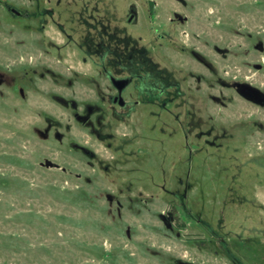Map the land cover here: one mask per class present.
<instances>
[{
  "label": "rangeland",
  "instance_id": "rangeland-1",
  "mask_svg": "<svg viewBox=\"0 0 264 264\" xmlns=\"http://www.w3.org/2000/svg\"><path fill=\"white\" fill-rule=\"evenodd\" d=\"M19 1L11 4L19 6ZM111 1L116 0H105L104 5L109 8ZM124 1L117 4L121 12L125 10ZM191 1L197 7L190 12L189 26L205 27L204 15L211 17L213 42L230 53L227 58L218 57V77L222 80L227 73L238 75L264 91V68L253 67L264 64V52L255 50L256 44H264V0ZM4 5L0 0V70H10L28 82L24 74L34 68L37 35L10 21ZM162 15L166 17L168 12ZM157 50L156 57L162 61L163 49ZM175 55L180 58L178 53ZM32 80L36 90L29 88L27 104L17 91L4 90V97H0V264H176L179 260L230 264L224 254L215 251L206 234H199L202 230L194 220L183 218L180 212V216L176 214L179 196L164 193L159 186L166 185L170 192H183L179 178L187 174L192 187L187 207L211 224L213 172L232 171L225 159L242 161V149L250 154L261 153V107L239 99L218 84V94L223 91L230 97L228 106L217 110L219 126L239 114L250 122L246 131L235 132L237 138H245L246 146L230 149L225 159L221 158L225 150H220L216 159L206 146L198 154L196 147L185 152L178 146L177 135L161 144L157 141L162 136L156 132L150 158L145 159L146 150L135 144L116 152L114 147L119 142L112 143L113 148L109 149L91 140L97 154L93 161L54 140L44 141L37 136L34 128L43 126L44 116L55 120L62 132L72 125L71 116L55 107L46 91L42 95V91L36 92L38 87L50 89L51 83ZM211 110L209 107L203 112L207 122ZM119 131H123L122 127ZM131 149L134 156L127 155ZM46 160L57 164L58 169L41 165ZM240 170L247 169L242 166ZM229 186L230 182L224 179L220 187L227 194ZM107 195L121 202L120 217L116 205L109 206ZM216 211L217 220L227 218V209L216 207ZM109 212H113L114 219ZM168 212L176 215L174 232L160 219ZM183 221L186 227L180 231Z\"/></svg>",
  "mask_w": 264,
  "mask_h": 264
},
{
  "label": "flooded vegetation",
  "instance_id": "flooded-vegetation-1",
  "mask_svg": "<svg viewBox=\"0 0 264 264\" xmlns=\"http://www.w3.org/2000/svg\"><path fill=\"white\" fill-rule=\"evenodd\" d=\"M1 1L10 21L37 35V58L34 68L25 71L28 82L10 70H0V97L4 90L17 91L27 104L29 88L36 87L32 79L48 80L51 88L38 87L36 92L42 91V95L46 91L52 104L71 116L73 127L67 126L64 132L55 120L44 116L43 126L34 128L42 140H54L93 161L97 154L91 140L109 149L119 142L116 152L135 144L146 150L145 159L150 158L156 132L162 136L157 141L161 144L177 135L178 146L185 152L196 147L198 154L206 146L216 159L220 150H225L221 157L225 159L230 149L246 146L245 138H237L235 132L246 131L248 120L239 114L220 126L217 122V110L230 102L223 91L218 94V84L263 110L264 91L238 75L218 77V57L227 58L230 53L213 42L211 17L204 15L205 27L189 26L190 12L197 7L191 0H125L123 12L117 9L119 0L111 1L109 8L105 0H20L19 6L11 4L15 0ZM257 45L255 50L263 53ZM157 48L163 49L162 61L156 57ZM253 67L263 70L264 64ZM209 107L207 122L203 112ZM258 142L263 143L261 153L242 149V161L225 159L232 171L213 172L211 224L187 207L192 189L187 174L179 178L183 192L159 186L164 193L179 196L176 214L194 220L202 230L199 234H206L215 251L224 254L230 264H264V139ZM130 151L127 155L134 156ZM190 156L192 160V153ZM242 166L247 170L241 171ZM224 179L230 182L227 194L220 187ZM107 200L111 208L116 205L120 217L121 202L112 195ZM216 207L227 209L226 219L217 220ZM109 214L114 219L113 212ZM160 219L168 230H176L175 213L160 215ZM181 226L180 231L186 227L185 221ZM127 235L130 238L129 230Z\"/></svg>",
  "mask_w": 264,
  "mask_h": 264
},
{
  "label": "water",
  "instance_id": "water-1",
  "mask_svg": "<svg viewBox=\"0 0 264 264\" xmlns=\"http://www.w3.org/2000/svg\"><path fill=\"white\" fill-rule=\"evenodd\" d=\"M256 49L262 51L264 48H263V43L260 42L258 43V45L256 46ZM256 69H260L261 66L260 65H255L254 66ZM43 166H45L46 168H58V165L53 163L52 161L50 160H46L43 164H41ZM169 228H171L170 225H167ZM129 235V234H128ZM177 264H181V261H179Z\"/></svg>",
  "mask_w": 264,
  "mask_h": 264
}]
</instances>
